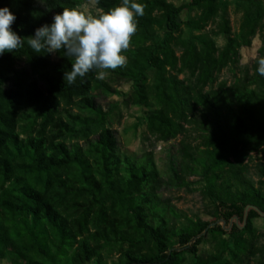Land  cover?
<instances>
[{
	"label": "trees",
	"instance_id": "16d2710c",
	"mask_svg": "<svg viewBox=\"0 0 264 264\" xmlns=\"http://www.w3.org/2000/svg\"><path fill=\"white\" fill-rule=\"evenodd\" d=\"M83 2L0 0V8L14 13L13 31L27 37ZM94 2L91 14L99 15L122 0ZM137 2L146 7L123 53L126 66L106 71L134 84L129 102L153 106L145 118L149 134L181 136L180 160L172 152L167 158L174 183L161 176L153 148L140 156L121 149L112 108L96 95L117 91L106 79L93 70L65 85L71 61L63 51L36 53L25 42L0 56V264H185L187 254L190 264H264L254 208L244 227L226 229L160 195L198 174L216 221L244 222L248 205L264 211V76L257 64H240V48L257 34L264 52V0H236L238 29L227 0H189L188 18L175 1ZM225 68L231 80L219 79ZM253 153L249 173L245 160ZM207 234L215 249L203 256Z\"/></svg>",
	"mask_w": 264,
	"mask_h": 264
},
{
	"label": "rangeland",
	"instance_id": "374dc122",
	"mask_svg": "<svg viewBox=\"0 0 264 264\" xmlns=\"http://www.w3.org/2000/svg\"><path fill=\"white\" fill-rule=\"evenodd\" d=\"M175 1L177 5L182 6L183 18H188L193 12L188 10L187 2L189 0H169ZM229 15L234 29H238L241 20L240 10L236 0H227ZM81 10L87 14H91L98 9L95 6L94 0H84L80 5ZM260 36L257 34L252 39L249 47L242 46L240 48L241 61L240 64L243 67L253 68L256 60L260 56H264V52H261ZM217 43L220 45L224 41V36L216 37ZM234 73L231 69L225 68L221 73V78H227L231 80ZM105 79L108 81L112 88L117 91H97V98L99 102H102L105 108H112L110 112V126L115 130L117 138H119L120 146L123 152L129 155L140 156L144 151L153 148L155 152V161L161 176L172 183L173 179L171 171L167 164L168 153H175L177 160L181 158V136H177L169 141L158 140L148 133L146 128V112L153 106H147L145 104L135 105L129 102L127 96L133 89V83L126 81L124 78L117 76L111 71H107ZM257 154L253 153L248 159L245 160L249 168V173H252V164L257 160ZM189 183L182 186L170 185L162 187L160 195L163 199L168 200L176 209L187 213L188 215L198 216L203 220L212 221V225L221 224L226 229H229L233 222H237L240 227H244V222L239 218L233 216L230 222L225 220H215L211 214L212 203L203 194V181L199 178L198 174H189L187 176ZM183 219L178 222L182 223ZM215 221V222H214ZM255 227L257 232L264 238V214L259 215L255 221ZM214 239L210 234H207L206 239L199 245V253L208 255L214 252L215 249ZM115 254L104 256V259L108 263H112L115 258ZM224 257L228 258V251L224 252ZM193 255L187 254V261L185 264H190ZM1 264H12L9 259H2ZM88 264H97L96 262H90ZM232 264H258L257 260H250L249 262L238 263L232 261Z\"/></svg>",
	"mask_w": 264,
	"mask_h": 264
},
{
	"label": "clouds",
	"instance_id": "9594fccd",
	"mask_svg": "<svg viewBox=\"0 0 264 264\" xmlns=\"http://www.w3.org/2000/svg\"><path fill=\"white\" fill-rule=\"evenodd\" d=\"M44 3V0H40ZM145 5L137 0H122L118 6L99 15L87 14L78 8H64L51 25L44 24L34 35L22 37L12 29L16 20L8 8H0V56L21 49L25 42L36 53H56L71 61V69L64 72L65 85H74L96 70V78L105 79L108 69L126 66L123 55L137 31L136 17L143 16ZM256 71L264 76V56L257 58Z\"/></svg>",
	"mask_w": 264,
	"mask_h": 264
},
{
	"label": "water",
	"instance_id": "95a60500",
	"mask_svg": "<svg viewBox=\"0 0 264 264\" xmlns=\"http://www.w3.org/2000/svg\"><path fill=\"white\" fill-rule=\"evenodd\" d=\"M249 208H254V209L257 211V213H258L259 215H263V214H264V211L262 212L260 209H258V208H256V207H253V206H251V205H248V206H246L245 211H244V223L246 222L245 217H246V215H247V211H248Z\"/></svg>",
	"mask_w": 264,
	"mask_h": 264
}]
</instances>
